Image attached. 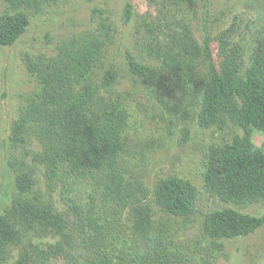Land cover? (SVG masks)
Returning <instances> with one entry per match:
<instances>
[{"label": "trees", "instance_id": "16d2710c", "mask_svg": "<svg viewBox=\"0 0 264 264\" xmlns=\"http://www.w3.org/2000/svg\"><path fill=\"white\" fill-rule=\"evenodd\" d=\"M50 1L9 0L14 10L0 15V45L15 44L30 25V11ZM183 35L177 37V55L185 57L163 58L176 72L188 70L197 50L188 27ZM209 39H205L204 73L196 89L201 92L198 122L202 127L232 122L243 135L228 144L227 154L215 155L228 175L217 195L235 207L207 213L204 228L211 238L245 237L264 224V216L241 210L264 202V151H254L251 140L254 128L264 130V40L255 49L251 64L244 67L240 48L231 45L228 32L218 36L217 57ZM101 42L92 37L73 52L61 51L48 61L28 63L38 86L15 119L10 137L16 147L30 139L40 143L42 149L32 154V161L43 166L48 183L61 179L68 189L69 180L95 181L101 204L93 198L83 210L72 205L75 200L70 197L72 218L40 188L29 164L17 168V161L5 162L0 180V264H51L57 259L65 264H132L138 258L137 264H173L161 234L154 229L151 203L187 217L193 212L198 190L183 178L168 177L158 180L149 193L141 181L128 175L122 154L131 115L116 90L122 69L105 61ZM127 64L130 74L150 86L155 83L156 66L132 54L127 55ZM97 205L104 210L128 209L133 243H119L112 235L110 219ZM46 237L55 241L43 245L37 240ZM135 242L140 247L131 246ZM141 247L149 254H142L137 249ZM14 251L17 258L11 263ZM129 255L135 257L129 261Z\"/></svg>", "mask_w": 264, "mask_h": 264}, {"label": "rangeland", "instance_id": "374dc122", "mask_svg": "<svg viewBox=\"0 0 264 264\" xmlns=\"http://www.w3.org/2000/svg\"><path fill=\"white\" fill-rule=\"evenodd\" d=\"M13 10L9 0H0V15ZM186 27L197 50L188 70L176 72L163 58L185 57L177 55V37L184 36ZM223 32L229 33L232 46L240 48L244 67L249 66L259 42L264 40V0H53L31 10L30 25L23 36L13 45H0V180L5 162L17 161V168L24 167L25 162L34 170L45 194L72 218L75 214L70 197L75 200L72 205L83 210L89 208L93 198L101 204L97 183L91 179L69 180L68 189L61 179L48 183L43 166L32 161V154L42 149L36 139L20 147L10 140L15 119L38 86L28 63L48 61L61 51L73 52L87 39L99 38L104 40L103 51L99 49L105 61L122 69L116 90L131 115L122 154L128 175L141 181L149 193L158 180L168 177L183 178L198 190L193 212L187 217L167 213L151 203L154 229L161 234L173 264H264V224L248 236L235 238H211L204 228L207 213L235 207L217 195L228 175L215 155L227 154L228 144L243 135L232 122L210 127L198 122L201 92L196 89L204 73L205 39L212 40L217 57L218 36ZM128 54L157 67L152 86L130 74ZM251 140L254 151H264V130L254 128ZM99 206L96 209L110 219L112 235L119 243H133L128 209L104 210ZM241 210L262 217L264 202ZM37 240L43 245L55 241L50 237ZM131 246L140 247L137 242ZM137 249L149 254L147 248ZM15 258L16 251L10 262ZM135 261L131 263L137 264ZM51 264L65 262L57 259Z\"/></svg>", "mask_w": 264, "mask_h": 264}]
</instances>
